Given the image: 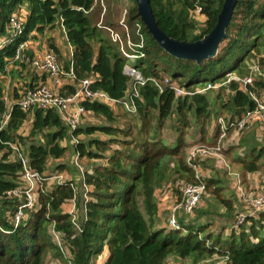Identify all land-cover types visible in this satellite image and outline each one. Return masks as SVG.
Here are the masks:
<instances>
[{
    "label": "trees",
    "instance_id": "16d2710c",
    "mask_svg": "<svg viewBox=\"0 0 264 264\" xmlns=\"http://www.w3.org/2000/svg\"><path fill=\"white\" fill-rule=\"evenodd\" d=\"M94 1L0 0V72L4 69L6 61L15 53L17 45L28 39L30 31L35 29L41 32L42 28L51 24L57 15L63 18L69 43L73 47L72 58L77 76L82 78L91 74L96 75L97 79L92 82L91 89L104 90L110 97L118 100L125 96L131 79L123 72L125 63L139 71L145 78L160 79L167 76L180 86L193 88L200 87L196 84L207 82L218 84L228 73H235L240 78L249 74L250 65L245 63V58L254 57V52L260 54L264 50V0L237 1L227 26L226 37L221 42L218 53L215 57L204 59L201 64L177 59L159 48L144 25L139 23L141 21L134 4L128 14V23L133 26L135 23L141 25L143 44L139 47V37L132 33L130 41L134 47L132 53L136 57L131 62L111 40L110 35H104L92 24L87 11L91 9ZM149 1L159 29L177 40L190 41L200 39L213 28L223 2L198 0L197 3L205 13L206 19L200 32L195 34V24L191 19L195 0H177L178 10L161 6L159 0ZM24 2L28 4L31 13L21 35L12 43L1 46V40L8 35L10 16ZM94 43L97 44L96 49L93 47ZM263 59L261 57L259 63ZM258 82H253L251 84L253 87L247 86L249 89L256 88V85L264 86L262 81ZM227 85L234 90L230 98V106L235 108L234 114L230 117L233 120V116H241L247 108L254 106L251 98H248L237 82L230 81ZM137 89L139 97L135 99L138 109L136 114L140 113L141 120L136 133V126L127 127L125 130L109 126L85 127L74 132L91 133L99 130L106 133L117 132L125 136L112 140L117 147L113 148L107 157V163L97 166L94 173L87 176L86 184L91 185L92 189L87 193L90 198L85 200V217L80 223L79 230L74 231L70 228L68 214L57 213L47 216L48 202L57 198V202L53 204L56 207L58 201L65 195H71L72 190L68 186L55 185L51 191L41 192L38 196L39 207L26 208V218L24 217L17 225L8 219L13 215L7 217L4 211L7 206L13 207L16 203L8 199L3 200L0 203V264H43L44 249L50 244L47 231L42 229L46 221L55 222V229L64 233L72 254L70 258L72 264H90L105 251V248L109 250V255L104 264H160L169 253L181 256L218 254L227 256L226 264H264V209L252 214L246 213L241 223H237L236 216H233L225 235L223 232L226 228L221 232H219L221 229L213 232L207 230L206 226L190 222L180 223L174 228L156 226L153 217L157 210L153 178L164 158H175L181 163L186 143L184 128L188 123L186 116L175 119L178 120L175 127V132L178 131L175 143L167 145L162 139L164 120L173 110L180 114L183 109L187 113L192 108L196 115H203L204 120H207L211 113L210 102L202 93L176 99L172 90L166 88L160 92L150 80ZM2 96L0 87V117L6 109ZM188 98L190 101H187ZM83 104L88 110L104 113L108 119L112 118V111L106 104L87 100ZM151 109L158 111L154 123L149 115ZM11 112L7 124L0 131L3 140L12 138L9 132L27 116L17 106H14ZM200 127L203 132V123ZM32 128L35 133L45 131L43 137L46 138V145L44 144L46 148L35 142L27 145L30 167L42 171L44 160L49 153L59 156L64 152L63 148L56 145L48 148L47 146L63 137L65 126L55 111L47 109L36 112ZM52 128L55 129L54 132L49 133L48 130ZM35 133L32 135H36ZM215 135L216 132L208 143H213L212 141L217 138ZM96 143L104 144L99 141ZM82 145L81 143L77 145L79 150H82L84 146ZM87 154L96 156L90 151H87ZM3 159L0 160V196L16 187L14 181L2 176H17L16 172L19 170L18 161L7 163L9 168H4ZM188 167L184 165L185 169ZM7 170L12 173H7ZM208 184L206 182L205 185ZM139 198H142L145 214L138 206Z\"/></svg>",
    "mask_w": 264,
    "mask_h": 264
},
{
    "label": "rangeland",
    "instance_id": "374dc122",
    "mask_svg": "<svg viewBox=\"0 0 264 264\" xmlns=\"http://www.w3.org/2000/svg\"><path fill=\"white\" fill-rule=\"evenodd\" d=\"M159 1L161 6L163 7L169 6L170 8H172V10L179 9L177 0ZM134 4V0H95L91 9L87 11L88 16L92 19V24L96 27H99L98 29H100L102 33H104V35H110V32L98 25L102 24L103 26H109V22H112L114 29L111 30H113L123 38L122 49L124 52H127L128 50V38L126 37V33H130L129 29L127 28L128 14ZM199 14H202L204 17L200 15H193V11L191 13V19L194 22L196 28L194 31L195 34H198L200 32V30L202 29L201 26L204 23V20L200 21L198 19H206V15L203 11ZM195 16H197L198 19H195ZM57 17L60 19L61 15H57ZM121 21H123V24L126 26L127 32L126 30H124L123 25L120 24ZM115 26H117V28H115ZM93 47L96 49L97 44L94 43ZM254 55L255 56L251 58H249V56L246 57L245 63L248 64V66H259L264 72V59L259 63L260 58H264V50L260 52V54H256V52H254ZM4 73L5 72L2 70V72H0V77H2ZM125 74H128V72L126 71ZM228 74L226 76H228ZM235 76L239 77V75ZM84 77H88L92 81L97 79V76L93 74ZM130 78L131 79L127 86L128 90L126 91L127 95L125 94L126 96H128L133 90L132 77ZM225 79H222L221 82L216 84L220 86H215L214 88H210L209 90H206L204 93H202L207 96V100L210 102L209 109L211 110V113L207 120H204L203 115H196L194 113V108H192L191 111L187 113H185L183 109V112L180 114L173 110V112H171L164 120L162 139L163 142L167 145H173L175 143V137L178 133V131L175 132V127L178 122V120L175 119L177 117L182 118L186 116L188 123L184 128V138L186 143L184 146L185 148L183 151V155L181 157V163H178L175 158H164V161L161 162L153 178L154 202L157 207V210L153 217L155 219L156 226H161L164 228H174L170 224V221L175 218V225H180V223L187 224L188 222H190L206 226L207 230L213 232H217L220 229L221 230L219 232H221L226 227L227 229L229 227L226 222L230 221L233 216H228L227 214H225L224 217H221L219 213L224 209L223 207H221L223 203H220V201L224 198V196H227L229 192H231L230 187L224 189L219 199L217 195L214 196L212 187L209 188L205 185L206 192L202 197L200 203L197 205L198 207L194 209V212L191 216L184 213L182 211V207L179 206L182 200V189L184 188V184L195 181L194 175L196 173L201 176V180L205 184L212 177V175L214 176V173L216 175H219L223 174L225 171L229 176L233 177L232 180L236 179V173H234L231 169V166H229L231 164L230 157L228 158L226 154H224L225 146L222 147L221 145H219L220 151L218 152V155L199 154L198 156H196L194 158V164H196V166L198 167L197 171H195L192 167H188L189 154L193 150L203 146L214 145L207 143V140L211 135L213 129L212 126L214 123L216 124L217 119L221 117L226 120L227 118H230L235 112V108L230 106V98L231 96H233L234 90L229 88V86L227 85L228 82ZM259 80L264 83V77L262 76H255L252 81L258 82ZM205 84H196V86L200 87L195 88L201 89ZM250 86L252 85L250 84ZM189 89L193 88L190 87ZM242 90L248 96V98H250L248 92L244 88H242ZM251 90L255 91L257 93V96L260 97L264 94V86L259 87L258 85H256V88H251ZM174 97L177 99L180 96L174 94ZM10 101L11 99H9V97L7 100H5V103H7L8 105V110ZM187 101H190V98H188ZM107 107L112 111L111 119H108V117L104 113L94 112L93 110H91L87 114H84L83 120L81 121L77 129L83 130L85 127L96 128L109 126L114 129L118 128L121 130H125L127 127L136 126L137 128H135V133L137 132L141 120L140 113L133 115L132 113L127 112V110L123 106L114 108L109 106ZM5 110L3 114L6 113ZM149 115L152 117V123L156 122V118L158 116L157 109H151L149 111ZM2 116L0 117V123L2 120ZM238 116L233 117H241L240 115ZM215 117L216 119H214ZM202 123L204 127L203 132L201 131L200 127ZM210 124H212V126ZM33 133H35V131H33L31 120L27 116V118L23 119L21 124H19L15 129L12 128V131L9 132L12 137L9 139V141L14 142V145L18 148V150L21 151L23 155L27 156L29 153L27 145L30 142H35L37 144H44V142H46V138L43 137L45 131L40 133L36 131V135H32ZM229 134H231V132H229ZM230 136L227 137L226 144L230 142ZM123 137L125 136L117 132L106 133L104 131L102 132L99 130H95L91 133H86L85 131H83L82 133L78 132L76 134L68 136H65L64 134L63 137L58 138L55 142L47 146L48 148L56 145L58 148H63L64 152L59 156L49 153L44 160V167L42 171L37 170L40 172L41 176L45 178L41 184L39 194L41 192H45V190L51 191V189H53L55 185H62L61 187L68 186L72 190L71 195H65L60 201H58L56 207H54L53 204L57 202V198L52 200V202L50 201V203L48 202L46 206L47 216H51L57 213L64 215L68 214V220L71 225L70 228H72V230L74 231L79 230L80 223L85 217V200L90 198V196H87V191L88 189H92L91 185L86 184L87 176L93 174L95 171L94 168H96L97 166H103L107 163V157L112 153L113 148L117 147V144L112 140ZM97 141L104 144L100 145L96 143ZM79 143L84 145H82V150L78 149L77 145ZM262 145H264V139ZM6 149H9L7 145L0 146V152H2V154H4V150ZM87 151L95 153L96 156H89L87 154ZM6 153L10 154L8 156L9 160H17V156L12 154L11 152L8 151ZM2 159L3 157L0 160ZM190 162L192 161L190 160ZM262 162H264V154L263 159L261 158L259 161H257L258 165H260V167L258 168L259 172L250 173L249 178H245L244 180L240 176L238 180L241 181L240 185H242V189L238 191L236 188H234L236 197V199H233L234 211L229 210V212L234 214V217L236 216L238 220L239 218H243L246 213L253 212V201L259 196H264V163L262 164ZM184 165H186L189 169H185ZM248 166L250 165L244 164L243 168H248ZM255 169H257V166L252 167V169H249V171L252 172ZM18 176L19 175L12 177L9 175H5L2 176V178H7L14 181L15 183L20 184L21 180ZM39 194L36 193V197L39 196ZM212 197L215 199V202L211 200ZM73 205L74 207H72ZM138 206L145 214L144 208L142 206V198L138 199ZM10 217L11 216H9V221L11 220ZM55 226L56 224L53 221H46V223L43 224L42 229L44 228V230L47 231L50 244L47 246V248L44 249L45 251L42 256V262L43 264H72L70 261L72 254L68 249V242L65 240V235L63 232L56 230ZM227 232L228 231L225 229V231L223 232L224 235ZM108 255L109 250L105 248V251L90 264H104L107 260ZM227 260V256L225 257L218 254H203L198 256H191L186 254V256H181L177 253H169L160 264H226Z\"/></svg>",
    "mask_w": 264,
    "mask_h": 264
},
{
    "label": "built area",
    "instance_id": "2783aa9c",
    "mask_svg": "<svg viewBox=\"0 0 264 264\" xmlns=\"http://www.w3.org/2000/svg\"><path fill=\"white\" fill-rule=\"evenodd\" d=\"M197 2L198 0L194 1L193 15H199V13L203 11L201 6L198 5ZM24 23L25 22H23V20H20L16 14H12L8 21V35L1 40V46L12 43L17 37L20 36L22 33L21 31L24 28ZM139 23L134 24V29L135 34L139 37L138 46L141 47V45L143 44V36L140 33L141 25ZM120 24H122L124 30H126V26L123 24V21H121ZM99 26L102 27L103 25L99 24ZM104 28H106V30L110 32L111 40L118 45L125 58L128 59V61L130 60L132 62L136 56L132 53L134 47L129 40L130 33H128L126 30L129 50H127V52H124L122 49L123 38L113 30H111L110 27L104 26ZM27 46V39L21 41V43L17 45L14 51L15 53L10 58L11 62L18 63L22 62V60L28 62L34 69L38 70L41 73H44L52 83V86L42 83L26 89L23 95L18 98L16 103L11 105L9 110L5 111L6 113L3 114L0 123V131L4 129L5 125L7 124L8 119L12 114L11 110L14 106H17L22 111L28 109L41 111L52 109L57 113L60 121L62 122V124H64L66 130L68 131V134L72 135L83 120L84 114H87L88 110H86L83 104V102L86 100L89 102H98L100 104L120 103L125 109H127L128 112L136 113L137 109L135 99L139 97L137 87L142 86L147 80L152 81L153 85L158 88L160 92L168 88L180 97L185 95L191 96L194 94H201L206 90H209L210 88L220 86L207 82L201 89H197L195 87H193V89H189L180 86L178 83L172 81L167 76H163L160 79L145 78L139 71L131 67L128 63H125L123 69L125 73L126 71L128 72V76L132 77L133 90L128 96L123 97L122 100H118L110 97L109 94L104 90L91 89L93 81L88 77L79 78L77 76L76 71H74V63L72 58L69 60L67 67H64L60 64L57 56L53 51H43V53L39 56L32 55L29 57L27 55V52L25 51ZM235 75L236 74L229 73L228 76H226L225 80H227V82L234 81L239 83V85L248 92L251 100L253 101L254 107L247 108L242 113L240 118H234L233 120L227 118L225 120L224 118L219 117L217 119L216 125L219 127V136L217 142L212 146L199 147L189 154L188 165L195 171H197L198 167L196 166V164H194V158L199 154L218 155V152L220 151L219 145L223 147V143L228 137L229 132L237 134L249 128L257 120L259 122H264V94L261 95V97L257 96V93L249 89L247 86L252 84V80L255 76L264 77V72L262 71L261 67L250 65L249 74L244 75L241 78ZM64 79L74 85L75 91L73 93H61L60 87L62 86V80ZM14 144L15 143L12 141L5 139L3 140L0 133V146L7 145L9 147L10 151L17 156V161L20 168L19 176L21 183L16 187L6 191L5 193V195L11 198H15L18 201L17 208L12 216L13 224L17 225L25 217L26 208L30 209L39 207L38 196L36 197V193L39 194L41 184L45 178L41 176L39 171L30 167L28 157L23 155L22 152L19 151ZM1 154L2 152H0V159L3 155ZM190 160L192 162H190ZM194 179L195 181L184 184V188L182 189V200L179 204V206L182 207V211L190 216L193 214L194 209L198 207L197 205L200 203L202 197L206 192L205 183H203V181L201 180V176L198 173L194 175ZM252 204L254 205V211L251 212V214L264 209V196L257 197ZM243 218H239V220L237 219V223H241ZM170 222L172 227H177V225H175V218Z\"/></svg>",
    "mask_w": 264,
    "mask_h": 264
},
{
    "label": "crops",
    "instance_id": "0c3cea01",
    "mask_svg": "<svg viewBox=\"0 0 264 264\" xmlns=\"http://www.w3.org/2000/svg\"><path fill=\"white\" fill-rule=\"evenodd\" d=\"M30 13L31 12H29V6L26 2L21 4L19 8H16L13 12V14H16L20 20H23V22H26ZM199 15L203 16L202 14H199ZM197 16H195L194 18L198 19ZM198 20L200 21L205 20V18L198 19ZM109 24L110 25L108 27H110L111 29H114L112 22H109ZM102 28L106 29L104 28V26H102ZM115 28H117V26H115ZM127 28L130 31V36L132 35V33L135 36V29H134L133 24L130 25L128 23ZM27 38H28L27 39L28 46L26 47L25 51L27 52V55L29 57L32 55L39 56L43 53V51H53L54 54L57 56V59L60 62V64L63 65L64 67H67L69 60L73 57V52H74L73 47L69 43L67 31L63 24V18L61 17L59 19L56 16L55 20L51 24H47L46 26H44L41 32H37L35 29L30 31ZM3 71L5 73L3 74L2 77H0V87H1V92L3 93L2 99L4 100V103H5V100L8 99V97L9 99H11L9 108L11 107V105L15 104L18 98L22 96L23 93L26 91V89L30 88L31 86L42 84V83L52 86V83L50 82V80L47 78V76L44 73H41L38 70L34 69L28 62L23 61V60L22 62L14 63V62H11L10 59H8V61H6L4 65ZM62 82H63L62 86L61 87L59 86L61 93H73L75 91L74 85L72 83L68 82L66 79L62 80ZM126 95L124 97H126ZM106 106L114 108V107H119V106L122 107L123 105H121L120 103H116V104H106ZM5 107L7 111L8 110L7 103H5ZM23 111L27 114L28 118L31 120V123L33 124L36 112L38 110L28 109V110H23ZM89 111L91 110H88L87 113ZM132 114H136V113H132ZM216 117L214 119H216ZM210 125L212 126V124ZM212 127L213 129H212L210 137H214V134L216 132L215 136H217V138L214 141H212L213 143H209V144H215L219 136V127L215 123L213 124ZM54 130L55 129L52 128V129H49L48 131L53 133ZM64 130H65V133H64L65 136H68L69 134L66 128ZM228 136H230V142L226 144V140H227L226 138V140L223 143V146H225L224 154H226L228 158L230 157L231 164L229 166H231L232 171L236 173L235 174L236 179L232 180L233 177L229 176L226 171L223 174H219V175H216L212 171L214 173V176L212 175V177L208 180L209 184L207 185L209 188L212 187L213 189L212 192L214 196L217 195L219 199L224 189H227V187H230L231 189V192H229L227 196H224V198L220 201V203H223V205L221 204L222 205L221 207L224 208L223 211L222 212L220 211L219 213L221 217H224L225 214H227L228 216H231V215L234 216V214L229 212V210L234 211L233 199H236L234 188L237 189L239 186L238 189L239 190L242 189V185H240L241 181L238 180L239 177L241 176L244 180L245 178H249L250 173L259 172L258 168L260 167V165H258L257 161H259L261 158L263 159V154H264V148H263L264 145H262V142L264 139V122L263 121L259 122L257 120L253 125H251L246 130L240 133H237V134L231 133ZM210 137L209 139L207 138L208 139L207 143L211 141ZM44 144H39V145L44 146ZM8 151L11 152L9 149L4 150V154L2 156L5 159L4 168L8 167L7 163L13 162L12 160H9L8 156L10 154L6 153ZM11 153L14 154L13 152ZM263 163L264 162H262V164ZM244 164H247V165L249 164L250 166H248V168L251 167L249 169H252V167H255V166H257V169L250 172L248 168H243ZM239 167H242L243 169ZM6 172L12 173L9 170H7ZM17 174L20 175V172L19 171L16 172V175ZM18 177L20 179V176ZM17 184L19 183H16V186ZM89 190L90 189H88V191ZM0 199H1V203L3 200H6V199L11 200L16 203V205H13V207L7 206V208L4 210L6 211L5 215L7 217L8 215H13L14 214L13 211H15L17 208L18 201L15 198H11L5 195L4 193L2 196H0ZM211 200L215 202V199L213 197ZM72 207H74V205ZM10 219L12 221V216L10 217ZM231 222H232V219L226 223L227 225H229L231 224ZM226 230H227V227H226Z\"/></svg>",
    "mask_w": 264,
    "mask_h": 264
},
{
    "label": "water",
    "instance_id": "95a60500",
    "mask_svg": "<svg viewBox=\"0 0 264 264\" xmlns=\"http://www.w3.org/2000/svg\"><path fill=\"white\" fill-rule=\"evenodd\" d=\"M238 0H223L213 28L198 40H177L159 29L149 0H134L139 21L150 34L152 40L177 59L201 64L204 59L215 57L221 42L226 37L227 26L233 16Z\"/></svg>",
    "mask_w": 264,
    "mask_h": 264
}]
</instances>
